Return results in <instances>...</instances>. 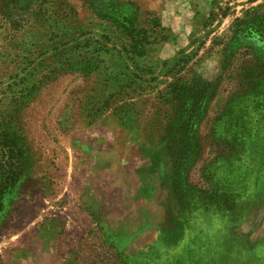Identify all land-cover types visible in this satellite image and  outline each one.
<instances>
[{
    "label": "rangeland",
    "instance_id": "obj_1",
    "mask_svg": "<svg viewBox=\"0 0 264 264\" xmlns=\"http://www.w3.org/2000/svg\"><path fill=\"white\" fill-rule=\"evenodd\" d=\"M197 79L174 188L171 92ZM263 128L264 0H0V264H264Z\"/></svg>",
    "mask_w": 264,
    "mask_h": 264
},
{
    "label": "trees",
    "instance_id": "obj_2",
    "mask_svg": "<svg viewBox=\"0 0 264 264\" xmlns=\"http://www.w3.org/2000/svg\"><path fill=\"white\" fill-rule=\"evenodd\" d=\"M236 34L241 36L242 39L248 41L255 38H261L260 31H257L253 25L246 21L238 23ZM208 86L206 82L197 79L193 86L183 84L176 86L171 92L172 97H174L172 100L173 107L176 110L174 115L171 116V120L175 125V130L172 129L173 124H168V126L165 127L164 134L173 131L178 138L162 145V155L163 158L166 159L169 179L174 185V188L179 186L178 182L182 178L180 172H189L202 157L203 147L201 140L198 138L197 123H199L203 115L201 106L208 98V94L206 93L209 88ZM224 117L234 119V121H240L245 118L246 115L224 114ZM245 125V123L234 124L232 130H236L240 136L244 135L251 138V132L254 134V131L247 128ZM255 133H257L256 140H260L259 135L261 134L264 136V128L260 130L258 129ZM222 139L224 141V146L227 144L229 145L230 141L233 144L237 141L234 138L232 139L231 135H226ZM222 152H225L224 149L220 152V155ZM174 180H177V182ZM196 193L203 195L205 192L203 193L201 190H196ZM1 196L2 193L0 191V197Z\"/></svg>",
    "mask_w": 264,
    "mask_h": 264
}]
</instances>
